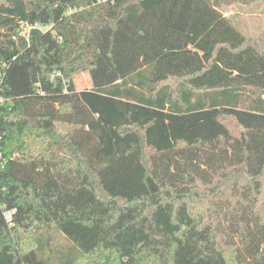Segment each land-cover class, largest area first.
Returning <instances> with one entry per match:
<instances>
[{"label": "trees", "instance_id": "16d2710c", "mask_svg": "<svg viewBox=\"0 0 264 264\" xmlns=\"http://www.w3.org/2000/svg\"><path fill=\"white\" fill-rule=\"evenodd\" d=\"M257 2L0 0V264H264Z\"/></svg>", "mask_w": 264, "mask_h": 264}, {"label": "rangeland", "instance_id": "374dc122", "mask_svg": "<svg viewBox=\"0 0 264 264\" xmlns=\"http://www.w3.org/2000/svg\"><path fill=\"white\" fill-rule=\"evenodd\" d=\"M222 13L227 17L232 25L249 40H254L264 33V3L257 2L252 5L236 4L221 8ZM77 88L80 91L90 90L92 88L91 79L88 73H83L76 78ZM58 239L66 241L72 247L69 241L62 233L57 235ZM57 239V238H56ZM57 239V240H58Z\"/></svg>", "mask_w": 264, "mask_h": 264}, {"label": "built area", "instance_id": "2783aa9c", "mask_svg": "<svg viewBox=\"0 0 264 264\" xmlns=\"http://www.w3.org/2000/svg\"><path fill=\"white\" fill-rule=\"evenodd\" d=\"M32 29H40L41 30L42 26L38 25V24H36V25L24 24L22 31H21V34L28 39ZM5 103H6V99L0 95V111H1L2 106L5 105ZM4 136H5V134L2 132L1 127H0V170L4 165V163H3L4 156H3V149H2V142H3ZM12 214H13V212H6L5 213V216L9 221L11 220Z\"/></svg>", "mask_w": 264, "mask_h": 264}]
</instances>
